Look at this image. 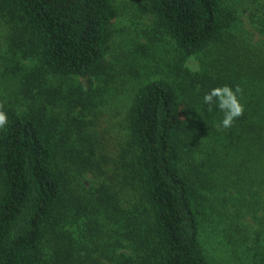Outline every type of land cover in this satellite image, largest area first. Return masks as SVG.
<instances>
[{
	"label": "trees",
	"instance_id": "trees-1",
	"mask_svg": "<svg viewBox=\"0 0 264 264\" xmlns=\"http://www.w3.org/2000/svg\"><path fill=\"white\" fill-rule=\"evenodd\" d=\"M146 1L184 57L198 56L214 75L193 83V92L166 79L140 87L128 113L130 139L112 155H97L105 145L85 131L93 115L72 118L76 139L64 122L21 112L17 95L0 98L8 117L0 129V264H216L200 243L201 219H209L204 192L215 175L264 170V58L246 69L257 55L246 42L232 62L223 52L219 64L209 61L210 46L234 25L223 0ZM117 15L115 0H0L13 46H27L21 51L46 72L71 78L83 113L96 111L99 88L108 90L125 66L111 72L106 60ZM224 85L249 86L239 94L244 114L227 129L219 127L223 113L203 101ZM86 172L99 180L95 190L82 183ZM256 261L264 264V256Z\"/></svg>",
	"mask_w": 264,
	"mask_h": 264
},
{
	"label": "rangeland",
	"instance_id": "rangeland-1",
	"mask_svg": "<svg viewBox=\"0 0 264 264\" xmlns=\"http://www.w3.org/2000/svg\"><path fill=\"white\" fill-rule=\"evenodd\" d=\"M115 3L118 15L111 24L106 60L111 72L123 63L125 66L108 90L104 85L99 88L102 94L96 97L97 109L94 112L93 108L91 113L81 111L71 78L46 72L38 59L23 52L28 50L27 46H22L23 51L16 50L14 32L0 18V98L5 102L7 97L17 95L21 112L45 113L50 120L64 122L72 128L76 139L80 137L78 122L72 118L83 114L89 122L93 115L95 123L90 129L85 128L90 132L85 134L92 138L93 132L97 146L103 141L105 146H98L97 155L101 149L109 155L119 153L126 146L130 139L128 113L133 96L144 84L166 79L174 82L180 92H193L196 90L191 88L193 83L198 88L209 75H214L213 69L207 71L206 66L200 65L198 56L184 57L175 40L158 24L146 0H115ZM223 4L227 14L232 11L234 25L226 30L222 41L210 46L209 61L219 64L223 52L225 62H232L236 58L234 48L248 42L257 48V55L252 57L254 62L246 67L251 69L264 58V0H223ZM52 88L59 89L56 95L46 91ZM242 89L249 92V86ZM42 104L47 106L40 112ZM112 169L109 164L107 170ZM105 177L100 176V180L105 181ZM81 179L86 189L95 190L99 186V180L91 172L84 173ZM213 182L204 192L207 200L202 205L209 218L201 219L200 243L205 257L216 264H257V258L264 256V170L258 175L238 174L230 179L219 174Z\"/></svg>",
	"mask_w": 264,
	"mask_h": 264
},
{
	"label": "clouds",
	"instance_id": "clouds-1",
	"mask_svg": "<svg viewBox=\"0 0 264 264\" xmlns=\"http://www.w3.org/2000/svg\"><path fill=\"white\" fill-rule=\"evenodd\" d=\"M243 89L237 85L235 88L229 85L214 87L205 93L203 97L204 103L211 112L213 107L223 113V118L219 127L227 129L232 127L234 121L244 114V104L241 102L239 94ZM8 117L3 110V103L0 102V129H4L7 125Z\"/></svg>",
	"mask_w": 264,
	"mask_h": 264
}]
</instances>
